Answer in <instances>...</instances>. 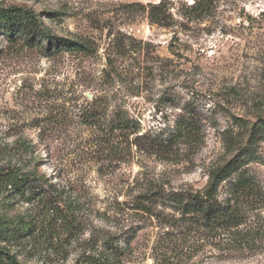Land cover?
I'll list each match as a JSON object with an SVG mask.
<instances>
[{
  "label": "rangeland",
  "instance_id": "1",
  "mask_svg": "<svg viewBox=\"0 0 264 264\" xmlns=\"http://www.w3.org/2000/svg\"><path fill=\"white\" fill-rule=\"evenodd\" d=\"M201 1L0 0L2 9L34 13L53 39L87 49L55 53L47 40L32 48L0 31V168L21 165L46 179L44 189L80 196L82 209L72 231L36 216L45 224L14 248L23 264H101L107 231L122 264H264V0H206L208 13L193 12ZM155 6L167 26L149 18ZM98 98L106 117L91 127L80 114ZM117 107L140 124L139 147L136 135L111 132ZM181 118L197 124L201 139L176 146L187 156L168 162L170 154L150 148ZM236 157L243 166L218 196L243 215L238 235H167L160 224L171 209L158 206V219L132 210L149 181L203 192L210 172ZM23 194L0 184V219L22 225L38 215Z\"/></svg>",
  "mask_w": 264,
  "mask_h": 264
},
{
  "label": "trees",
  "instance_id": "2",
  "mask_svg": "<svg viewBox=\"0 0 264 264\" xmlns=\"http://www.w3.org/2000/svg\"><path fill=\"white\" fill-rule=\"evenodd\" d=\"M205 1L197 3L193 8V12L198 14L208 13ZM160 9L161 7H152L149 18L158 25L167 26L164 23V19L158 18L157 12ZM37 20L34 13L20 8H0V31H4L8 38L14 39L21 35V38H24L28 42V46L32 48H35L36 44L42 42V40H47L55 53L84 54L87 51L84 43L67 39H53L51 35L41 30ZM51 50L49 48L48 51L51 52ZM105 100L104 98L94 99L89 104L90 109L87 112L82 111L80 117L85 120L87 125L97 127L105 120L104 109L107 106ZM181 119L178 121L175 131L168 137V140L162 139L161 144L156 143L155 146L150 148V150H156L155 154H158V152L170 154L165 158L168 162H178L181 158L183 160V156H187L180 155V149H174L176 146H193L196 142H200L197 124L190 119ZM111 122L113 125L111 132L117 133L118 138L127 137L129 139L130 136L136 135L135 145L137 147L140 146V142L144 141L145 136H138L140 124L124 108L117 107V110L112 113ZM242 166V159L236 157L225 165L212 170L209 175V185L203 192L191 189L169 191L165 189L164 184L159 183L157 180L149 181L144 186L143 191L136 195L132 210L136 214L146 215L150 218L157 217L158 219L159 217L156 214L158 206L164 209H171L173 213H169L171 215H167L160 224L163 229L168 230L167 235L171 234V232L177 233L180 229L186 230V232L184 230L180 233L178 232V234L184 236L191 234L196 229H217L238 235L244 224V217L232 205L231 200L220 201L218 192L221 185L231 178L233 174L238 173ZM23 172V167L18 164L14 166L9 164L6 168H0V184L6 185L7 188L12 187V189L19 191L21 194L23 192V196L28 200L30 198V200L37 201L38 215L35 212L34 215L30 213L29 219L22 225L18 223V219H0V264H23L14 248L22 246L21 241L27 238L28 235L26 236V234L29 231L36 230L45 224L43 223L39 226V222L36 223V218L39 214L48 223H52V220L62 221L69 231L75 230L77 223L81 224L80 196L66 195L53 185H49L48 189L50 190H46L43 188L44 182H46L44 177L37 178L35 174ZM239 188L240 186L238 190ZM109 212L106 211L104 213L105 221H111L108 217ZM102 232H105V230ZM112 234L110 231L104 234L103 246L99 255L101 264H122L121 247L119 244L113 243L112 238L114 236ZM131 241L132 239H129L125 243L126 248H130ZM167 261V258L164 257L161 262L164 264Z\"/></svg>",
  "mask_w": 264,
  "mask_h": 264
},
{
  "label": "water",
  "instance_id": "3",
  "mask_svg": "<svg viewBox=\"0 0 264 264\" xmlns=\"http://www.w3.org/2000/svg\"><path fill=\"white\" fill-rule=\"evenodd\" d=\"M87 96H88V98H89V99H91V97H92V95H91V94H88Z\"/></svg>",
  "mask_w": 264,
  "mask_h": 264
}]
</instances>
